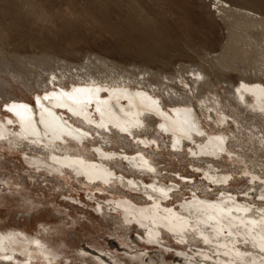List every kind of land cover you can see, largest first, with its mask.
<instances>
[{
	"label": "bare ground",
	"instance_id": "1",
	"mask_svg": "<svg viewBox=\"0 0 264 264\" xmlns=\"http://www.w3.org/2000/svg\"><path fill=\"white\" fill-rule=\"evenodd\" d=\"M68 1V6L74 2ZM86 1L90 9H97L102 23L114 21L103 12L112 10L117 16V33H122L120 27H127L125 31L139 43L144 61L130 64L133 68L129 69L93 53L78 61L51 52L23 55L17 52V41L11 39L16 29L26 22L48 25L56 18L46 12L43 0H0V16L6 18L0 17V107L7 116L0 115V145L38 152L39 156L28 155L30 164L38 162L51 172H67L101 192H121L116 183L124 173L118 170L127 171V178L133 177L129 185L144 192L139 198H144L145 205L130 207L119 202L110 206L118 213L116 223L126 230L135 222L142 227L145 240L162 241V246L165 238L173 237L186 244L183 247L195 241L213 251L199 253L192 264H264V160L257 161L253 155L264 156V0H196L206 25L227 31L225 43L215 50L205 48L175 25L181 10L173 0ZM177 62L178 68L174 66ZM25 91L30 99L24 97ZM46 95L49 99L37 103V97ZM13 104L29 105L31 111L20 107L8 111ZM138 122L143 126L136 127ZM161 139L168 154L185 153L189 164L199 167L219 187L213 192L197 191L188 184L186 198L177 193L180 182L162 173L163 169L176 170L152 146ZM231 154L240 156L243 164L222 163ZM193 159L208 164L200 168ZM162 162L169 167H161ZM221 166L227 170L220 172ZM233 172L246 173L247 181L255 183L253 188V184L245 189L228 187ZM173 195L177 205L168 204ZM24 197L27 211L33 209L36 201ZM98 209L107 213L102 206ZM40 225L37 233L45 236L59 231L47 222ZM62 242L59 249L68 244ZM81 255L85 257L83 252ZM156 255L163 263L165 254ZM61 256L43 237L0 230V264H9L5 259L83 264L70 262L69 255L63 262ZM109 257V261L101 256L98 260L124 264L116 255Z\"/></svg>",
	"mask_w": 264,
	"mask_h": 264
},
{
	"label": "rangeland",
	"instance_id": "2",
	"mask_svg": "<svg viewBox=\"0 0 264 264\" xmlns=\"http://www.w3.org/2000/svg\"><path fill=\"white\" fill-rule=\"evenodd\" d=\"M86 2V0H74L73 4L68 6V0H62L61 3L57 2L54 4H46L43 0L46 12L54 16L56 21L48 25H43L41 21L23 23L21 27L16 29L15 36L11 37V39L17 41V52L24 53L23 55L51 52L59 58L73 61L81 60L93 53L92 56L111 60L126 67L128 66V68L130 67L129 69L133 68V65L130 64L142 63L144 60L139 54V43L129 38L128 32L125 31L127 29L125 25L120 27L122 33H117V29H115L118 27L117 16L114 15L112 10H104L103 12L105 15L111 14L112 21H114L102 23L97 19L100 17V14L95 11L97 9H90V3L87 4ZM173 3L177 9L181 10L177 11L178 14L174 18L175 25L180 30H183L195 41L202 43L209 50H215L217 47L221 48L222 42L225 43L227 39V31L221 30L220 27L216 28L206 25L200 15L196 0H173ZM2 19H6L4 15ZM4 21L6 22V20ZM202 39L206 40L203 41ZM212 40L214 43L210 42ZM66 49H69V51H66ZM184 56L191 57V55ZM174 66L178 68L179 62L175 63ZM221 91L224 90L221 89ZM24 97L30 99L31 94L25 91ZM3 108L0 107V115L7 117ZM2 112H5V114H2ZM229 124L232 128H235V123L231 119ZM240 128L244 130L242 126ZM246 131L248 132L249 130ZM143 134L145 137L149 136L146 132ZM95 141L97 144L99 143L98 140ZM152 146L157 153L164 157L165 162L170 164V168L176 170V172H173L163 169L162 173L171 175L180 182L178 184L181 187L177 186L175 190L183 195L184 198L190 194L189 187L194 186L197 191L211 190L212 192L215 187H219V184L214 186V183L208 181L199 167L189 164L188 158L184 157L185 153L182 152L183 154L180 156L168 154L167 147L162 145V139L161 143L155 142ZM120 150L124 151L123 148H119ZM28 151V149L18 150L0 145V185L3 188L0 191V196L4 195V198L0 197V230L9 231V229H14L15 231H25L32 237H43L60 251L63 262L67 261L65 258L69 255L71 257L70 262L102 264L98 260L100 256L105 261H109L110 255H116L124 264H180L181 262H178V260H183L182 264L183 262L192 264L193 259L198 258L199 253L204 254V251H206L213 254V251L200 247L198 242L195 241L192 242L191 246L187 247H183L186 244L174 240L173 237L165 238L163 241L164 246L161 244L162 241L159 243L149 242L143 238L142 227L137 226L135 222H132L130 228L126 230L120 228L116 223L118 222V213L112 210L110 206H114V204L119 202H125L128 206L132 205V207L145 205L144 198H139L144 192L130 186L132 184L130 179H133V177L127 178L129 175L127 171L118 170V173H124V177L121 174L122 177L116 183L121 192H116V189L113 193L101 192L97 186L80 182L67 172H51L38 162L34 165L30 164L28 161L31 159L28 158V155L39 156L40 154L31 150ZM252 153V151H249V154ZM253 155L257 156V161L261 162L264 160V156H258L256 153H253ZM227 156L225 155V159H221L222 163L226 160L234 162V164H237L235 162L243 164L240 156L233 154L228 156L229 158ZM41 158L44 159L42 156ZM122 161L124 168H127L126 160L122 159ZM191 161L200 164V168H202V164H208L194 159ZM167 163L162 162L160 166L169 167ZM262 165L264 166V163ZM218 169H220V172L227 170L225 166H221ZM261 173H264V170ZM152 176H148L146 179H150ZM247 177L246 173L233 172L227 186L245 189L247 184H253L251 186L253 188L255 183L247 181ZM3 178L7 179L12 185L11 188L5 183ZM15 181L18 182V185L17 183L14 184ZM188 184L189 187H187ZM19 191L23 193L21 194ZM244 194L243 192L239 193L243 197ZM23 195L26 197L30 196L31 199L36 201L34 208H29V212L27 211L29 204H25ZM253 197L256 198L254 195L251 196V198ZM29 201L31 200L29 199ZM177 201V197L173 195L169 197L168 204L177 205ZM99 206H102L107 213L99 211ZM108 211L112 215L108 214ZM30 215L32 216V221L30 220ZM42 222L49 223V226L56 227L59 231L53 230L52 233L47 234L48 236L37 233L40 228L42 229L40 225ZM64 240L68 242L63 247L65 251H68L67 253L63 252V248L59 249L62 246L57 247L58 244L62 245ZM193 244L200 248L196 249ZM82 252L86 258H83V255H81L82 258L79 256ZM156 254H165L163 255V263ZM160 257L162 256L160 255ZM154 258L160 260L159 263H156ZM166 260L169 262H166ZM5 261L9 264H36L25 262L24 260L22 262L18 259H8V261L5 259Z\"/></svg>",
	"mask_w": 264,
	"mask_h": 264
},
{
	"label": "snow or ice",
	"instance_id": "3",
	"mask_svg": "<svg viewBox=\"0 0 264 264\" xmlns=\"http://www.w3.org/2000/svg\"><path fill=\"white\" fill-rule=\"evenodd\" d=\"M99 90V89H97ZM73 91H81L80 89H74ZM65 95H67V93H65ZM47 100L49 99V96L46 95L44 97H37L36 100H37V103H40L41 100ZM156 103H158V101H156ZM17 107H20V108H23V109H26L28 111H31V108L29 107V105H25V104H21V105H16V104H13L11 106H9L8 108V111H14V109H16ZM99 110V109H98ZM17 115H19V113H17ZM9 123H11V121H9ZM143 124L141 122H138L136 127H142ZM161 128H163V125H161ZM121 131H127V129H120ZM202 134V133H201ZM222 139V138H221ZM147 163V162H146Z\"/></svg>",
	"mask_w": 264,
	"mask_h": 264
}]
</instances>
